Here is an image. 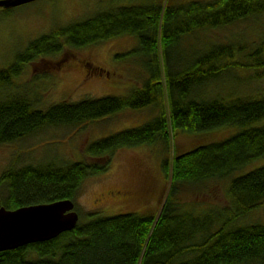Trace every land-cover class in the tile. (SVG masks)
Listing matches in <instances>:
<instances>
[{"label": "trees", "instance_id": "obj_1", "mask_svg": "<svg viewBox=\"0 0 264 264\" xmlns=\"http://www.w3.org/2000/svg\"><path fill=\"white\" fill-rule=\"evenodd\" d=\"M264 13V0H149L94 12L30 41L0 67V143L38 134L50 127L80 126L126 109L158 108L149 122L92 140L79 160L10 165L0 174V206L60 199L75 201L84 181L107 172L124 147L164 141L163 170L170 180L159 211L100 216L45 241L0 251V264H264V223L238 219L264 205V165L232 180L227 202L199 212L178 197L183 185L197 187L223 178L264 156V93L201 98L210 82L245 68L264 79V36L248 48L241 41L190 51L177 68L175 49L186 36ZM122 35H134L132 50L145 72L141 86L127 95L62 100L36 108L16 81L28 63ZM251 75V74H250ZM241 126L228 138L200 143L171 154L174 133H206ZM173 134H172V133Z\"/></svg>", "mask_w": 264, "mask_h": 264}, {"label": "rangeland", "instance_id": "obj_2", "mask_svg": "<svg viewBox=\"0 0 264 264\" xmlns=\"http://www.w3.org/2000/svg\"><path fill=\"white\" fill-rule=\"evenodd\" d=\"M149 0H35L10 9L0 7V67L9 65L26 45L49 32L102 9L119 4H140ZM191 0H172L175 4ZM264 36V13L236 23L197 31L186 36L173 53L177 68L189 63L190 51L205 50L212 44L241 41L251 48ZM138 39L122 35L85 47L67 46L62 53L28 63L17 82L29 93L36 108L46 109L62 100L86 97L127 95L141 86L145 72L135 58ZM251 74V75H250ZM264 93V79L253 77L250 70L239 68L210 82L201 98L221 95ZM158 114L154 106L126 109L115 115L80 126L50 127L33 136L0 143V174L10 165L21 167L46 161L67 162L83 158V150L92 140L126 128L137 127ZM241 126H224L206 133H172L174 151H186L200 143L218 141L239 132ZM164 141L119 149L110 169L84 181L75 209L82 221L91 213L111 216L159 211L170 180L163 170L168 158ZM264 165V156L244 165L223 178H213L197 187L183 185L178 197L193 204L199 212L227 202L232 180ZM239 224L264 223V205L238 219Z\"/></svg>", "mask_w": 264, "mask_h": 264}, {"label": "water", "instance_id": "obj_3", "mask_svg": "<svg viewBox=\"0 0 264 264\" xmlns=\"http://www.w3.org/2000/svg\"><path fill=\"white\" fill-rule=\"evenodd\" d=\"M35 0H0L10 9ZM80 219L72 199H60L8 209L0 206V251L45 241L76 227Z\"/></svg>", "mask_w": 264, "mask_h": 264}, {"label": "bare ground", "instance_id": "obj_4", "mask_svg": "<svg viewBox=\"0 0 264 264\" xmlns=\"http://www.w3.org/2000/svg\"><path fill=\"white\" fill-rule=\"evenodd\" d=\"M204 91H205V89H204Z\"/></svg>", "mask_w": 264, "mask_h": 264}]
</instances>
